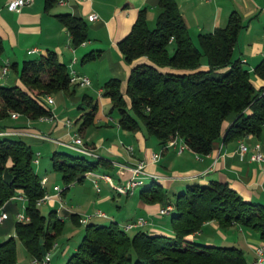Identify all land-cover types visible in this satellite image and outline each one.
Returning a JSON list of instances; mask_svg holds the SVG:
<instances>
[{
	"label": "trees",
	"instance_id": "16d2710c",
	"mask_svg": "<svg viewBox=\"0 0 264 264\" xmlns=\"http://www.w3.org/2000/svg\"><path fill=\"white\" fill-rule=\"evenodd\" d=\"M57 0H44L49 8ZM155 25L146 19V5L139 7L130 30L118 40L125 60L131 62L126 83L110 76L100 94L118 111L121 127L134 131L144 124L161 142L181 137L197 152H209L217 139L258 133L264 124V82L255 85L251 74L264 78V57L252 68L233 54L241 13L231 9L222 25L197 32L196 43L177 0H157ZM70 33L72 45L88 36V22L69 11L56 13ZM3 41L0 35V51ZM89 51L84 57H92ZM202 62L207 66L199 67ZM225 66V69L220 70ZM189 68L173 71L170 68ZM21 83H0V119L17 111L29 118L51 114L44 95L63 89L71 93L69 69L54 49L24 58L19 67ZM97 97L83 92L79 107L80 127L93 122ZM1 127L7 125L2 122ZM9 125V124H8ZM86 143V142H85ZM88 145V144H87ZM56 148L52 167L65 182L82 180L88 169L105 170L112 163L100 155ZM34 149L21 135L0 132V208L15 212L13 195L23 194L28 220H14V234L0 239V264L16 260V237L30 255H41L42 243L50 249L63 219L56 209L45 214L36 202L45 187L33 165ZM89 155H92L91 158ZM148 201L170 203L171 232L138 227L129 232L117 220H88L74 250L64 264H245L243 248L196 240L189 235L209 219L220 225L239 223L256 230L264 239V202L242 196L228 182L210 178L189 182L169 198L156 180L141 188ZM14 204V205H13ZM79 222V213L69 212ZM6 217V218H7ZM264 264V262L262 263Z\"/></svg>",
	"mask_w": 264,
	"mask_h": 264
},
{
	"label": "crops",
	"instance_id": "0c3cea01",
	"mask_svg": "<svg viewBox=\"0 0 264 264\" xmlns=\"http://www.w3.org/2000/svg\"><path fill=\"white\" fill-rule=\"evenodd\" d=\"M6 1L7 0H0V35L3 41V48L0 51V83H21L18 74L22 60L45 53L48 48L54 49L57 52L58 58L66 63L68 69L73 68L76 72L85 73L90 77V82L88 84H74L72 92L66 94L67 97L65 99L66 101L69 100L67 108H81L78 106V103L81 100L82 93L95 91L98 95L97 100L99 99V104L101 105L98 107L100 110L96 109L94 120L98 121L103 117L105 118L104 121L107 122L109 116L102 108V105L107 102L110 103V101L107 97L100 94L102 83L110 76H117L121 79L122 85L124 86L131 65V62L125 60L117 42L130 30L139 7L146 5V8L148 7V10L150 9L151 11L150 18H152V10L154 12L159 5L157 0H64L63 2L57 0L49 8L44 7V0H32L29 3L23 4L19 10L7 8L5 5ZM199 1L200 0H177L188 28L191 24L190 17H192L194 19V24H196V30L198 31L204 30V28L205 30H209L215 25L224 24L231 9H236L241 14H250L256 10L257 24L254 27L255 35L253 38L247 39L245 45L239 48V53L237 55L244 58L245 62H249L250 67L264 57V0H244L243 7L239 5V0H229L231 3L227 5L225 4V0H203L209 5L213 4L214 7V11L207 16V27H205V23L203 24L201 20L199 21V17L196 14ZM257 7L258 10L256 9ZM93 10L98 12V16L89 18L88 14ZM64 11H69L87 19L89 27L88 36L76 45H72L69 31L56 14L57 12ZM89 51H94L96 54L92 57H84ZM5 60L8 61L9 68L6 74L1 75V65ZM206 66L207 64L202 62L199 67L205 68ZM12 68L13 70H11ZM170 69L173 71L190 70L189 68L180 67ZM253 81L256 85L262 84L264 78L256 75V79L254 78ZM78 86L86 87V89L81 94L77 93L76 87ZM49 94L53 97L51 101L47 100V94H45L43 98L51 107V116L41 115L37 118H29L24 115V118H20L23 114H10L8 117L0 119V132L5 131L19 134L29 142L50 141L52 144L49 151L48 162L51 165L50 155L53 149L59 148V145L72 148L67 145L66 142L72 140L74 131H77L86 144L93 145L95 147L94 149L101 154V156L107 158L112 163V166H114L110 170L107 168L105 170H91L108 172L111 174L112 178H116L117 181H123L130 175V170L123 167L121 165L122 162L134 163L140 158L149 160L151 153L159 149V159L157 161H148L146 167L150 173L144 178L143 183L137 186L132 193L124 194L119 192L114 189L106 179L102 177L96 178L97 184L98 180L102 179L108 190H110L111 195L114 193H122L126 197L129 194L136 196V205L142 210V213L124 214L122 215L123 219H121L120 224L142 215L147 218L148 222L145 224H148L149 229L162 230L167 233L171 232L169 221L157 218L160 217V214L169 212L161 213L158 211L159 207L162 205L161 201H148L142 196L141 188L147 186L151 180H156L161 183L167 192L177 193L189 182H206L210 178H216L228 182L229 185L234 187L242 196L264 202V159L256 160L249 158V151L255 141L260 142L261 149L264 153V124L258 133H245L227 139H217L209 152L200 153L190 149L188 146L179 150L177 142L176 144L168 143L167 141L161 142L157 136L155 138L152 136V133L149 134L146 131L141 121L139 122L140 127L138 129L134 131L125 129L120 126L117 117L116 123L118 127L125 130L122 132L119 131L118 135L121 142L112 140L110 143H107L104 141V138L100 137L97 143H93L92 138L95 131L89 132L86 126H78L75 128L71 117L61 115L56 111L58 104L55 102L53 94ZM82 110L83 109L77 110L78 113L75 116V120L80 116ZM8 118L16 122H14V124L7 123L5 127H1L2 122H6ZM67 118L70 119V123L67 122ZM51 132H56L57 135L53 136ZM180 139L182 138H177L178 141ZM240 140L248 144V149L244 153H240L239 151ZM127 144L132 145V151L127 149ZM36 151H39L38 161L35 162L38 164L41 160V152L38 148L34 149V152ZM167 167L171 168L169 171L171 173H166L168 171L163 169ZM84 172V177H88L94 183L92 179L93 175L84 174ZM40 175H46L44 187L45 190L52 195L41 203L48 202L50 207H54L57 212L62 211L64 217L70 218L69 212L71 211L78 212L79 216L82 215V212L87 211L88 216L85 222L93 220L103 223L109 222L111 219L117 220L115 215L112 214V217H110L103 210L104 214H95L94 211H91L94 208L92 207L93 200H91L84 209L77 207V209L68 210L63 205L62 193H64L65 190L63 189L60 197L54 193L53 185L59 182L54 181L50 184L48 183L49 178L46 173ZM76 181L81 180L74 179L71 183L73 184ZM65 187H68V185ZM138 187L139 189L137 190ZM100 190V186L99 188L96 186V192ZM108 194L109 193H106L104 195L108 197ZM12 198L16 208L19 209L23 199L18 195H13ZM61 203L62 205L60 206ZM70 204L72 203L70 202ZM70 219L74 221L72 218ZM236 224L239 223L234 222L230 225ZM220 226L221 225L215 219H209L202 224L201 228L192 232L189 236L197 238V236L203 234L209 237L213 231H218L221 235L225 236V233L220 230ZM138 227H141V225L128 229V231L131 232ZM250 233L255 234L256 232L250 231ZM1 236L0 239H2L4 235ZM208 237H203L200 241L213 242L207 239ZM245 238L251 248H253L257 242L264 241V239L260 237L248 235L245 236ZM55 246L54 242L51 248ZM75 247L76 246H74V248ZM18 252L21 254L26 253L27 258L23 264H27L31 255L25 248L23 250L22 247L17 248V254ZM68 255L64 259L63 264ZM14 263L17 264L16 262Z\"/></svg>",
	"mask_w": 264,
	"mask_h": 264
},
{
	"label": "rangeland",
	"instance_id": "374dc122",
	"mask_svg": "<svg viewBox=\"0 0 264 264\" xmlns=\"http://www.w3.org/2000/svg\"><path fill=\"white\" fill-rule=\"evenodd\" d=\"M240 1V3H239ZM238 3L243 7L244 5V0H239ZM249 1V0H248ZM231 1L225 0V4H229ZM264 4V3H263ZM157 6V5H156ZM240 7V6H239ZM160 6L158 5L156 10L153 12L152 10V18L151 17V11L150 9L148 10V7L146 8V19L147 23L150 27H153L155 25V17L157 12L159 11ZM258 10V7L256 8ZM148 11V12H147ZM214 11L213 4H208L205 3L203 0H200L196 9V14L199 17V21L201 20L202 23L207 27V16H209L212 12ZM256 10L250 14H241L244 25L241 27L239 30L237 40L234 44V52L233 54H238L239 53V48L244 46L247 39L253 38L255 33H254V27L256 26V20L257 16L255 14ZM194 19L190 17V27L189 31L191 33V36L193 40L198 43L197 41V28L195 27L196 24H194ZM205 30V28H204ZM245 66H250L249 62H244ZM9 68V65H8ZM226 67L223 66L220 68V70L225 69ZM13 70V68L11 69ZM252 78L256 79V75L253 73L251 74ZM74 82L73 80H70V88L74 87ZM256 85V84H255ZM260 85V84H258ZM256 85V86H258ZM86 87H81L78 86L76 87L77 93H82ZM94 97H97L98 95L96 94L95 91H90ZM53 96L55 97V102L58 104L57 107V112H59L61 115L64 116H69L73 120V125L78 127L80 125V119L75 120V116L78 113L77 110L79 109H85L84 108H67V104H69V100L66 101V92L63 89H57L52 92ZM99 99L97 103V108L101 105L99 104ZM103 109L105 110L106 113H108V119L107 122L104 121L105 118H101V120H94L93 122H90L86 125V128L89 132H94L93 134V143H97L98 139L104 138V141L107 143H110V141L115 140V141H120L119 140V131H125L123 128H119L116 119L118 117V111L116 108L110 109V103H105L102 105ZM100 110V109H99ZM20 118H24V115H21ZM7 123H12L14 124V120L7 119ZM18 122V121H17ZM52 135H57L56 132H51ZM153 137L156 138V135L152 134ZM59 137V136H57ZM31 146L33 149L38 148L41 152L40 156V162L37 164L33 162V165L37 172L39 174L46 173L48 175V183H53L54 181H58L61 187H64V193H62L63 197V205L68 209V210H73L77 209V207H80L81 209H84L85 207L88 206L89 202L93 200V205L94 207L91 211H96L97 209L103 210L107 213L108 216L112 217V214L115 215L116 219L118 222H121V219H123L124 214L126 213H142V210L137 207L136 205V196L135 195H128L127 197L124 196L122 193H114L111 195L110 190H108L107 186L103 183L102 179L98 180V185L100 186L101 190L99 192H96V185L88 178V177H83V180L81 181H76L73 184L71 181L65 182L61 176V171L56 170L52 167V165L48 162V156L50 154V149H51V142L50 141H31ZM92 149L95 147L91 144H89ZM60 149H66L69 151L74 152L73 149H70L69 147H66L64 145H59ZM159 152V149L156 150ZM91 158H93L92 155H89ZM160 157V156H159ZM158 157V159H159ZM157 159V160H158ZM156 160V161H157ZM160 163V162H158ZM114 166L108 167L107 169H112ZM165 169L166 173H171L170 167L163 168ZM164 170V171H165ZM114 182H119L117 181L116 178H113ZM68 184V187H65V185ZM141 185V184H140ZM139 186V185H138ZM139 187L137 188V190ZM138 192V191H137ZM109 193L108 197H106L104 194ZM137 194V193H136ZM169 198L171 200L174 199L175 193L168 192ZM70 202L72 204H70ZM76 202V203H75ZM75 203V204H74ZM78 204V205H77ZM20 207V206H19ZM98 207V208H97ZM41 210L45 213L48 214L49 209H51L50 205L48 202H44L40 204ZM63 209V208H62ZM90 211V210H88ZM88 212L84 211L82 212V215H86ZM14 212L11 211L9 212V216L5 218L3 221L0 222V237L1 235H4L3 238L7 237L9 234H14ZM57 216H61L63 221L61 225V229L59 232L55 235L53 243L55 242V247L50 249V257H51V263L52 264H63L64 259L66 256L74 250V246L77 245L78 241L80 240L83 230H84V224L85 222H82L81 220L79 222H74L68 217H64L63 212H57ZM81 215V216H82ZM164 219V221H169L170 223V212L168 213H163L160 214V217ZM171 224V223H170ZM142 228H148V224H143L141 225ZM220 230L225 233V236L221 235L218 231H213L210 236H204L203 234L200 236H197L195 238L196 240H202L203 237H208L207 239L212 240L214 243H220V244H237L243 248L246 262L245 264H254V256H255V251H254V246L251 248L249 246V243L246 241L245 236H253V237H259L258 233L256 232L255 229L242 225V224H236V225H228V226H220ZM256 232L255 234L250 233V231ZM258 243V242H257ZM256 243V244H257ZM260 243V242H259ZM264 243V241H263ZM255 244V245H256ZM23 248L24 250V245L22 241L16 237V260L15 262L17 264H23L25 262L27 255L26 253L21 254L18 252L17 254V248ZM65 249V250H64ZM64 250V251H63ZM28 261V259H27Z\"/></svg>",
	"mask_w": 264,
	"mask_h": 264
},
{
	"label": "built area",
	"instance_id": "2783aa9c",
	"mask_svg": "<svg viewBox=\"0 0 264 264\" xmlns=\"http://www.w3.org/2000/svg\"><path fill=\"white\" fill-rule=\"evenodd\" d=\"M31 1L32 0H7L5 2V5L9 9L19 10L23 4L29 3ZM59 1L63 2L64 0H59ZM97 16H98V12L95 10L89 12V14H88L89 18H95ZM263 55H264V51H263ZM242 59L244 60V58H242ZM7 69H8V61L5 60V62L1 65V75L6 74ZM69 79L76 82V84H88L90 82V77L87 74L78 73L73 68H69ZM46 97H47L48 101H51L53 99L52 95L49 93L46 95ZM17 113H18L17 111H12L11 115H16ZM44 116H51V114L44 115ZM67 122L70 123L69 118H67ZM177 138L178 137H172V138L168 139L167 142L168 143H175V144L177 142L179 150H181L185 146H187V144L185 143V141L183 139H180L178 141ZM66 144L75 148V149L83 151L85 153L93 154L95 156L100 155L95 149H92L90 146H88L83 141L81 135L77 131L73 132L72 140L70 142H66ZM126 147L129 151H132V145L131 144H127ZM247 149H248V144L245 143L243 140H240L239 141L240 153H244ZM38 155H39V151L34 152V155H33V161L34 162L38 161ZM159 156H160V152L153 151L151 153L149 160L150 161H156ZM249 158L256 159V160H263L264 159V153L261 149V144L259 141H255L253 143L252 148L249 151ZM149 160L144 159V158H140V159H137L134 163L122 162L121 165L123 167L128 168V170H130V175L128 176L127 179H125L123 181H119V182H114L111 174L108 172H97V171L90 169V170H86L84 172V174H92L93 175L92 179L94 180V183L97 186V188H99V186L97 184L96 178L102 177V178L106 179L109 182V184L114 189H116L117 191L122 192L124 194H128V193H132L138 185L142 184L144 178L149 175L150 172L147 170V167H146ZM45 180H46V175H42L41 176L42 185H44ZM67 185H65V186H67ZM53 188H54V193L60 197V194L62 193L64 187H61V185L59 183H56L53 185ZM18 196L23 199V202L21 204V207L19 209H17L15 214H14L15 219L28 220L29 214H27L24 210L25 197L23 194H18ZM51 196H52L51 193L44 190L43 194L37 197L36 202L38 204H40L42 201L46 200L47 198H49ZM61 205H62V203L60 204V206ZM170 208H171V204L165 203L159 207L158 211L163 213V212L169 211ZM94 213L95 214H104V212L100 209H97L96 211H94ZM7 215H8L7 211L3 208H0V222L3 221L7 217ZM87 216H88V214L83 215V216H79V221L81 220L82 222H85L87 219ZM147 222H148V220L146 217L139 215L135 219L123 222L122 226L124 229L128 230V229H131L133 227L143 225ZM254 251H255V256H254V260H253L254 264H262L264 262V243L260 242V243H257L256 245H254ZM50 254H51L50 249H45V251L42 252L41 255H31L27 264H52ZM13 264H15V263H13Z\"/></svg>",
	"mask_w": 264,
	"mask_h": 264
},
{
	"label": "water",
	"instance_id": "95a60500",
	"mask_svg": "<svg viewBox=\"0 0 264 264\" xmlns=\"http://www.w3.org/2000/svg\"><path fill=\"white\" fill-rule=\"evenodd\" d=\"M40 247H41V251L44 252L45 251V248H44V246H43L42 243L40 244Z\"/></svg>",
	"mask_w": 264,
	"mask_h": 264
}]
</instances>
